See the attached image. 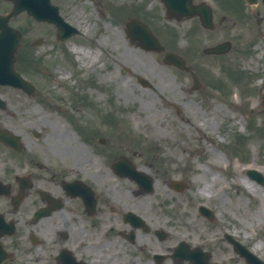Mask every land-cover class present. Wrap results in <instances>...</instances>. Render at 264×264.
<instances>
[{
	"label": "rangeland",
	"instance_id": "obj_1",
	"mask_svg": "<svg viewBox=\"0 0 264 264\" xmlns=\"http://www.w3.org/2000/svg\"><path fill=\"white\" fill-rule=\"evenodd\" d=\"M60 1L61 12L71 13L68 20L82 35L57 43L49 23L35 22L25 13L10 21L23 30L27 39L44 38L33 49L38 61L36 72L30 74L29 69L22 68L38 89L33 96L8 92L17 108L21 101L30 106L22 113L16 109V121L24 122V118L18 119L20 114L29 120H39L38 130L48 137L65 133L64 142L85 147L82 131L73 129L72 119L66 117L63 109L71 110L67 100L70 90L80 88L73 72L77 70L79 76L94 80L101 74V92L92 85L84 89L88 88L89 98L97 100L103 113L113 111L121 117L124 128L142 134L145 138L142 147L150 145L153 155L150 169L157 178L154 196L159 197L157 201L167 202L173 223L198 228L203 233L217 227L228 228L240 236L246 233L255 234V238L260 236L264 243V186L256 184L258 190L254 193L241 181V178L252 180L246 174L248 168L264 175V21H256V16L263 13L261 2L249 6L241 1L234 5L228 2L235 0H207L213 7L215 28L206 30L196 18L167 20L159 0H145L146 11L156 13L150 16V21L163 33L162 40H167L166 44L162 42L181 54L198 76L200 86L194 89L189 71L165 64L162 54L131 43L124 33L125 19L116 21L107 11L105 0ZM112 2L119 8L117 0ZM98 6L103 8L102 15ZM7 9L9 3L0 2V11ZM159 29H154L156 34ZM225 39L232 41L227 53L200 52L204 45ZM75 45L82 46V55L86 57L77 59L72 49ZM93 53L98 55L94 63L90 57ZM226 66L238 68L239 75H227ZM69 74V78L62 80ZM138 75L150 80L151 86H142ZM219 78L226 82L224 90L213 87L211 79ZM58 80L62 81L57 83ZM87 117V124L99 120L94 111ZM238 142L237 152L232 151L231 147ZM170 175L181 176L187 182L180 195L173 194L165 184ZM198 202L209 205L217 219L209 222L196 215ZM21 258L19 255L13 264H24L19 263Z\"/></svg>",
	"mask_w": 264,
	"mask_h": 264
},
{
	"label": "flooded vegetation",
	"instance_id": "obj_2",
	"mask_svg": "<svg viewBox=\"0 0 264 264\" xmlns=\"http://www.w3.org/2000/svg\"><path fill=\"white\" fill-rule=\"evenodd\" d=\"M10 106L4 99L0 137L18 139L0 140V218L13 222L1 241L14 256L35 253L37 264H253L220 229L205 237L173 223L166 201L120 173L125 161L137 169L151 162L116 120L88 133L82 149L64 142L65 133L48 137L36 121H16Z\"/></svg>",
	"mask_w": 264,
	"mask_h": 264
},
{
	"label": "water",
	"instance_id": "obj_3",
	"mask_svg": "<svg viewBox=\"0 0 264 264\" xmlns=\"http://www.w3.org/2000/svg\"><path fill=\"white\" fill-rule=\"evenodd\" d=\"M14 1V12H18L22 9H27L36 18H42L41 14H46L42 9V4L47 5V0H13ZM169 15H183L191 12H197L200 15L202 23L205 26H211V10L207 6L199 5L198 7H193L191 5V0H163ZM252 2L254 0H248ZM264 2V0H263ZM194 10V11H193ZM192 14V13H191ZM6 17L0 19V81L9 80L13 83L20 84L21 80L16 75L14 71V60L15 51L17 49L18 34H15L11 29L6 27ZM128 34L132 37H138L142 42L140 43L145 48L161 50L162 46L159 45L157 39L152 35L149 28L137 21L131 20L129 23ZM144 41V42H143ZM229 43L218 44L214 47L205 48L206 52H219L226 50ZM167 62L176 63L182 66V61L173 53H167L164 57ZM252 176H257L253 171H250Z\"/></svg>",
	"mask_w": 264,
	"mask_h": 264
},
{
	"label": "bare ground",
	"instance_id": "obj_4",
	"mask_svg": "<svg viewBox=\"0 0 264 264\" xmlns=\"http://www.w3.org/2000/svg\"><path fill=\"white\" fill-rule=\"evenodd\" d=\"M72 49L77 53V58L81 59V56H83L82 58L86 57V55H82L84 53V50L82 48V46L80 45H75L72 47ZM98 57V55L96 53H93L91 58H93V61L96 60ZM190 122H193V120L191 119ZM242 184L250 191V192H254L256 193V191L258 190V186L253 183L251 180L249 179H245V178H241ZM201 192L204 191L203 187L200 190Z\"/></svg>",
	"mask_w": 264,
	"mask_h": 264
}]
</instances>
